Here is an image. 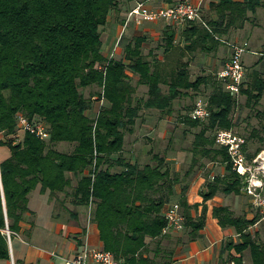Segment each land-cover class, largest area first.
Returning a JSON list of instances; mask_svg holds the SVG:
<instances>
[{"label": "trees", "instance_id": "16d2710c", "mask_svg": "<svg viewBox=\"0 0 264 264\" xmlns=\"http://www.w3.org/2000/svg\"><path fill=\"white\" fill-rule=\"evenodd\" d=\"M124 1L0 0V148L11 152L0 162L1 261L12 259L7 232L11 238L21 233L30 213V194L41 185L42 192L55 198L67 196L71 177H77L71 196L77 205L93 206L92 222L104 250L125 264H172L175 251L163 246L170 237L165 214L184 179L160 153L150 152L145 165L132 163L124 154L126 138L143 111L172 115L177 100L195 99L203 88L211 90L209 120L194 121L191 112L182 118L195 133L187 176L204 168V161L221 164L225 174L213 180L208 176L199 216L194 213L199 205H190L187 198L190 185L181 188L179 204L189 242L201 237L208 201L219 194H243L244 179L233 169L227 149L216 142L218 131L237 127L233 113L238 97L227 91L218 74L193 80L190 56L217 51L221 38L244 29L264 1L220 0L211 5L215 17L187 24L180 41L176 31L167 28L163 60L145 55L144 38L130 42L124 57L111 59L104 54L103 34ZM140 86L148 88L146 97H138ZM241 95L247 96L249 107L259 104L264 80L249 85L245 81ZM97 102H102L99 110L94 108ZM22 117L45 125L50 139L28 131L19 139ZM62 143L70 144L72 151H60ZM262 150L247 156L253 159ZM213 217L221 228L235 229L238 237L227 241L222 256L228 253L230 262L245 264L249 252L252 264H264V243L250 232L259 218L237 216L228 206H215Z\"/></svg>", "mask_w": 264, "mask_h": 264}, {"label": "crops", "instance_id": "0c3cea01", "mask_svg": "<svg viewBox=\"0 0 264 264\" xmlns=\"http://www.w3.org/2000/svg\"><path fill=\"white\" fill-rule=\"evenodd\" d=\"M170 1H173V3H170ZM178 1L179 0H149L147 3L153 8H159L174 4ZM192 1L202 7V16L204 20L207 21L210 18L212 19L215 17V14L211 12V5L218 4L220 0ZM136 4L137 2H127L125 0L121 6L120 13L115 12L113 14L115 19L114 24L118 25L117 31L119 34L115 38L111 33H104L103 39L105 46L108 45V49H111V47L114 46L116 39H118V37L121 35L123 23L126 20L130 10L134 8ZM259 13L260 9L254 17H252L251 14L252 21L247 23L244 29L231 30L228 35H224L221 38L223 45L217 51L213 52V55L209 57L208 60V64H213L214 66L212 69L207 72L206 68L201 67L202 64L198 62V59L202 57L203 53H196L190 56V71L197 69L201 72V75H208L211 71H213L216 73L213 74L217 75L230 59L232 50L229 49L228 45L230 46L231 43L235 42L247 41L250 43V51L245 55L244 59L247 69V79L249 78L251 80L252 78L253 83L264 80V24L257 22L258 16L260 17ZM120 21H123V23H120ZM162 25L166 28L171 27L173 30L177 31L176 35L178 41H180V36L187 26L186 25L182 28L174 27L163 22L157 24H145L142 26V28L132 26L126 31V33L128 32L129 34L132 31L135 33V36H132L128 39L127 37L125 39L123 38L122 45H125L126 47L130 42L133 41L134 37L144 38L146 39L143 45L145 49V47H147V45L152 43L154 40L156 46H150L151 48L149 49L148 54L151 59H154L155 57H153L152 53L154 52V55L158 53V57L156 58L163 60L164 49L162 48V39L165 38L166 29L163 31V33L156 30V28L159 27L162 29ZM178 29H180V33ZM262 99H264V96ZM174 113L175 112L169 116H164L161 114L160 117L155 118L154 114L147 111L143 114V117L141 118V120H143L141 123L145 122V124H150L155 121L160 124L159 128L162 132L165 123L171 122V124H173V120L175 119ZM154 128L155 126L150 130V132L148 131V140H155L156 138L161 139V137L158 135L157 137L152 136L153 134L151 131L154 130ZM166 134L167 132H165V136ZM254 135H257L255 129L252 132V137H254ZM164 138L166 139V137ZM66 145L67 144H64L62 149H64ZM261 152H264V149ZM124 154L127 157L126 151ZM10 155L5 153V156L2 159L5 160L10 157ZM131 155L133 156H130L129 160L132 163L138 162L141 165H145L149 162V158L147 157L144 148L139 151V154L132 153ZM216 170L217 167L213 169V179L215 176H223L225 174L224 167L217 170L218 173ZM176 171L178 172V170ZM71 178L73 182L71 188H68L70 194L67 196L65 194H60L59 197L55 198L51 196L49 192H42L41 185L30 194V213L27 214L25 221L21 223V233L15 234L10 240L12 259L10 262L0 260V264H66L67 260L75 259V257L82 250L84 244L87 242L92 248H104L103 243L101 242L100 231L97 224L89 222L87 219V207L77 205L71 196L74 188L78 185V178ZM206 183L207 180L205 178H201L199 181L193 182L190 185L187 194L189 204L199 205L198 213L196 211L194 212L195 216H199L202 213L204 204L202 192H204ZM181 192L180 186L177 185L175 187V196L173 197L172 201L179 200L181 197ZM243 195L245 194L243 193ZM242 201V195L226 196L224 194H219L213 200L208 201L206 204L208 206L207 223L205 228L201 231V237L196 241L188 242L184 246L178 245V249H176L175 246V254L173 256L172 264H235L233 261L230 262L228 253L222 256V250L229 239L234 238L236 241H238L235 229L221 228L219 221L213 217V209L215 206H228L237 216L247 217L249 220L255 219L256 217L254 214L250 212L244 213L246 212L244 211L246 209L244 208V203ZM262 221H264L263 216ZM259 224L260 220L250 228V232L252 234L256 235L257 233L259 235ZM168 233L173 234V232L170 230H168ZM231 254L236 257L239 256L235 251H233ZM245 264H247L246 260Z\"/></svg>", "mask_w": 264, "mask_h": 264}, {"label": "rangeland", "instance_id": "374dc122", "mask_svg": "<svg viewBox=\"0 0 264 264\" xmlns=\"http://www.w3.org/2000/svg\"><path fill=\"white\" fill-rule=\"evenodd\" d=\"M202 14H203V11H202ZM259 14H260V17L258 16L257 22L264 24V7L260 8ZM202 18H203V16H202ZM114 21H115V19L113 16V18H111L110 24L104 30V33H107V32L111 33L116 38L117 35L119 34V32L117 31L118 25L114 24L115 23ZM149 26H151V25H149ZM131 27H129L128 29H130ZM175 27H179V26H175ZM139 28H142V26ZM165 29H167V28L164 27L163 25H162V29L160 27L156 28V30L158 32H162V33ZM180 29H178L179 33H180ZM132 36H135V33L131 31L129 34H128V32L125 33L123 38L125 39L127 37V39H128V38H131ZM119 37H118V39H119ZM135 38L136 37H134L133 40ZM118 39H116L115 44H117ZM122 41H123V39H122ZM122 41L120 42L119 46L117 47L119 52L116 54L115 58H118V59H120L121 57H124L125 45H122ZM115 44H114V46H115ZM150 46H153V47L156 46L154 40L152 41V43H149V45H147V47H145L144 53L146 56H149L148 53H149V49L151 48ZM113 47H111V49H108V45L105 46L104 54L107 57L111 58L110 55H111V51L113 50ZM228 47H229V49H231V46L228 45ZM249 51H250V49H249ZM249 51H248V53H249ZM153 53H152L153 57H158V53H156L155 55ZM198 53H201V52H198ZM212 55L213 54L203 53L202 57L198 59V62L202 64L201 67L206 68L207 72L214 67L213 64L212 65L208 64L209 57H211ZM244 62H245V60H244ZM213 73H215V72H213V71L210 72V74H213ZM246 73H247V69H246ZM191 74H192L193 80H195V79H197L198 76L201 75V72L196 69V70L191 71ZM130 75H132V74L130 73ZM249 77H251V76H249ZM249 80L250 79L249 78L247 79V77H246V80H245L246 85H249L250 82H251V84L253 83L252 78H251L250 82H249ZM137 81H138V77H135L134 83L136 84ZM165 90H167L166 87H165ZM89 92H90V90H88L87 95H89ZM147 92H148V88L146 86H140L138 88L137 95H138V97L143 98V97L147 96ZM201 92L202 93L197 95L195 97V99L184 98V99L177 100L175 102V105H174V112H175L174 118L175 119L173 120L174 122H173V124H171V122L165 123V125L163 127L164 129L162 132L159 128L160 124H158L155 121H153L150 124H147V123L145 124V122L141 123V121L143 120V119L141 120V118L143 117V114L147 112V111H143L141 113V117L137 121V125H136L134 133L133 134H127V140H126L127 144H126V149H125L126 154H127V158H129L130 156H133V155H131L132 153L133 154H139V151L142 150L143 148L145 149V153L149 159L151 158V156H149L150 152L160 153L163 156L166 155L170 164L172 163V165H173V169H174L173 171L178 170V173L181 175V178L184 179V182L181 185H179L180 188H182L185 184L191 185L193 182H197L201 178H205L206 180H209V179H207L208 176L210 177V179L212 178L211 180H213V177H212L214 175L213 169L217 167V170H219L223 166L221 164L210 163L208 161H204V164H205L204 168H198L197 167V168H195L194 171H192V173L190 175L187 176V173L190 171L191 166H192L193 156L189 152V150L191 149V147L193 145V142L195 139V133H194V130H190L189 127H187L186 125H184L182 123V118L185 117L186 115H188L193 110L195 102L198 99H203L206 101L208 100V96L210 95L211 90L203 88V90ZM235 97H237V96H235ZM101 106H102V102H97V103H95L94 108L96 110H99ZM148 112L154 114L155 118H158L161 115V113L158 111H148ZM95 115L96 114H92V116H95ZM233 118H234L235 122L237 123V125H236L237 127L235 128L234 131L239 133L240 135L244 136L248 141V147H247L246 153L249 155H252L257 151L258 148L262 147L264 149V99H261L259 104H257V105L252 104V107H249L247 105V96L240 94L238 96V107L235 110V112L233 113ZM154 126H155L154 130L151 131V133L153 134L152 136L157 137V135H158L159 137H161V139L156 138L155 140L154 139L148 140V137H147L148 131L150 132V130ZM254 129L256 130L257 135L256 136L254 135V137H252V132ZM154 131H155V134H154ZM196 131L197 130H195V132ZM165 132H167L166 136H165ZM24 136H25V131L23 129L19 130V139L24 138ZM143 137H145V138H143ZM164 137H166V139ZM64 144H66V143L60 144L58 149L61 151L62 150L66 151V152L72 151V146L70 144L69 145L67 144L64 147V149H62ZM173 149H174V151H172ZM0 153H1L0 154L1 159L4 158L5 153L9 154V155L11 154V152L9 151V149L7 147L0 148ZM217 170H216V172L218 173ZM205 190H206V187L204 188V191ZM242 197H243L242 202L244 203V208L246 209V210H244V211H246L244 213L250 212V213L254 214V216L256 218H259V220H260V224L258 225V227H259L258 239L260 242L264 243V221H262L261 211L253 205L252 201H250V198H248L247 196H245L243 194H242ZM173 203H179V200L172 201L171 204H173ZM93 210H94L93 206H92L91 210H90V207H87V219L89 222H92L93 218L91 217L90 212L92 211V213H93ZM89 218H91V219H89ZM172 232H173V234H170L169 239L164 241V244H163V246L166 247L169 251H172V249H174L175 246H176V249H178L177 248L178 245L184 246L189 242L188 232L185 229L183 231L172 230ZM245 260H246L247 264H252L251 256H250L249 252L246 253Z\"/></svg>", "mask_w": 264, "mask_h": 264}, {"label": "built area", "instance_id": "2783aa9c", "mask_svg": "<svg viewBox=\"0 0 264 264\" xmlns=\"http://www.w3.org/2000/svg\"><path fill=\"white\" fill-rule=\"evenodd\" d=\"M202 7L192 0H179L178 2L153 8L147 2L141 1L130 10L126 23L112 50L111 59L116 57L124 34L129 27L137 28L145 24H157L160 22L170 26L184 27L191 22L202 21ZM249 42L232 43L231 56L223 69L218 73V78L225 83L227 91L233 96L241 94L247 73L244 63L245 55L248 53ZM211 116L208 100L198 99L190 113L194 121L206 122ZM20 129L31 132L42 140L50 139L47 127L41 123H30L22 117L19 122ZM216 142L220 147L226 148L230 156L233 169L244 179L243 193L250 197L253 205L261 211L264 217V152L259 153L254 159H249L246 153L247 139L234 130H220L217 132ZM252 161V162H251ZM92 206H90V210ZM92 217V211L90 212ZM90 217V216H89ZM168 220V230L183 231L186 223L185 213L179 203L171 204L165 214ZM91 219V218H89ZM11 239V232L8 231ZM66 264H125L117 260L115 256L104 249L92 248L87 242L80 253L73 260H67Z\"/></svg>", "mask_w": 264, "mask_h": 264}, {"label": "bare ground", "instance_id": "6f19581e", "mask_svg": "<svg viewBox=\"0 0 264 264\" xmlns=\"http://www.w3.org/2000/svg\"><path fill=\"white\" fill-rule=\"evenodd\" d=\"M1 154V153H0ZM2 159H1V156H0V161H1Z\"/></svg>", "mask_w": 264, "mask_h": 264}]
</instances>
